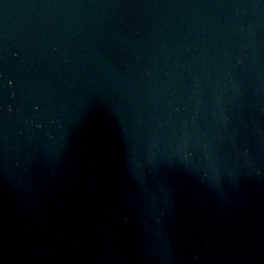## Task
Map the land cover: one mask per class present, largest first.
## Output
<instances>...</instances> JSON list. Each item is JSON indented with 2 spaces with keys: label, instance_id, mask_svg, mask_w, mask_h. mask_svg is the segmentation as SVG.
Returning a JSON list of instances; mask_svg holds the SVG:
<instances>
[{
  "label": "water",
  "instance_id": "1",
  "mask_svg": "<svg viewBox=\"0 0 264 264\" xmlns=\"http://www.w3.org/2000/svg\"><path fill=\"white\" fill-rule=\"evenodd\" d=\"M0 264H264V0H0Z\"/></svg>",
  "mask_w": 264,
  "mask_h": 264
}]
</instances>
